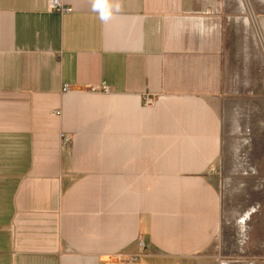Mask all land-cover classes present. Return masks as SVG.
<instances>
[{"label":"crops","instance_id":"1","mask_svg":"<svg viewBox=\"0 0 264 264\" xmlns=\"http://www.w3.org/2000/svg\"><path fill=\"white\" fill-rule=\"evenodd\" d=\"M227 1L0 0V264H264L219 251Z\"/></svg>","mask_w":264,"mask_h":264},{"label":"rangeland","instance_id":"2","mask_svg":"<svg viewBox=\"0 0 264 264\" xmlns=\"http://www.w3.org/2000/svg\"><path fill=\"white\" fill-rule=\"evenodd\" d=\"M227 2L231 73L222 145L220 258L238 253L264 258V0Z\"/></svg>","mask_w":264,"mask_h":264},{"label":"built area","instance_id":"3","mask_svg":"<svg viewBox=\"0 0 264 264\" xmlns=\"http://www.w3.org/2000/svg\"><path fill=\"white\" fill-rule=\"evenodd\" d=\"M47 5L50 9H55L61 13H72L73 8L71 6L65 5L63 0H47ZM101 90L104 92H109L110 89L107 85H104L101 87ZM62 92L63 93H77L79 92V89L72 88L69 84H64L62 86ZM157 97L155 95H151L149 93H142L140 96L141 104L145 107L153 106L156 103ZM61 110H57L56 114H61ZM140 244L142 247L144 246L143 242L140 239ZM131 261H134L137 259L136 256L129 257Z\"/></svg>","mask_w":264,"mask_h":264},{"label":"clouds","instance_id":"4","mask_svg":"<svg viewBox=\"0 0 264 264\" xmlns=\"http://www.w3.org/2000/svg\"><path fill=\"white\" fill-rule=\"evenodd\" d=\"M117 7H118V5H117ZM102 18H106V17L102 15Z\"/></svg>","mask_w":264,"mask_h":264}]
</instances>
